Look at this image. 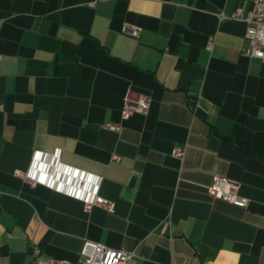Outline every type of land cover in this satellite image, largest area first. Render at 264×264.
<instances>
[{"label":"crops","instance_id":"obj_1","mask_svg":"<svg viewBox=\"0 0 264 264\" xmlns=\"http://www.w3.org/2000/svg\"><path fill=\"white\" fill-rule=\"evenodd\" d=\"M93 1L0 0V264H80L84 241L264 264V62L229 19L249 0ZM127 90L150 105L121 121ZM214 177L245 206L210 197ZM97 196L113 211L84 210Z\"/></svg>","mask_w":264,"mask_h":264},{"label":"built area","instance_id":"obj_2","mask_svg":"<svg viewBox=\"0 0 264 264\" xmlns=\"http://www.w3.org/2000/svg\"><path fill=\"white\" fill-rule=\"evenodd\" d=\"M95 1L97 0H94L89 5L92 6ZM229 19L241 22L245 26L243 56L264 62V0H249V9L247 11L244 12L240 7H237L230 14ZM121 33L125 36L137 38L140 34V28L123 25ZM211 47L212 38L209 39L206 50H210ZM149 105L150 100L148 97L141 94L134 95L130 90H127L120 110L121 121L127 120L133 114H145ZM104 129L118 133L121 126L119 124H106ZM171 154L174 158L180 160L184 155V151L182 148L176 147L173 148ZM111 159L118 161L119 157L112 155ZM15 176L30 184H35V181L29 178L27 174L15 172ZM236 188V185L229 180L214 177L207 188V194L229 204L243 207L246 204V200L236 195ZM83 205L84 210H89L93 206H101L109 212L113 211V204L98 196L84 200ZM79 255L80 264H136L134 255L131 252H126L122 249H109L90 241L83 242ZM29 264H52V262L50 259L42 257L37 248H33V260ZM55 264H68V262L59 261Z\"/></svg>","mask_w":264,"mask_h":264}]
</instances>
